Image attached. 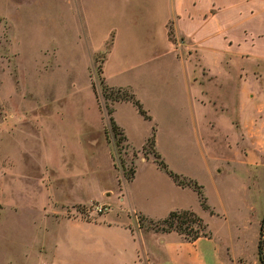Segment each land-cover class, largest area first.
<instances>
[{"label": "rangeland", "instance_id": "1", "mask_svg": "<svg viewBox=\"0 0 264 264\" xmlns=\"http://www.w3.org/2000/svg\"><path fill=\"white\" fill-rule=\"evenodd\" d=\"M110 7V0H0V131L4 125L0 166L10 167L7 172L12 174L0 176V264H41L43 256L39 254L44 253L45 243L64 236L65 221L58 226L53 220L79 217L69 212L70 207L52 209L45 201L36 203L44 197L37 185L45 188L46 181L42 183L40 177L46 163H53L63 174L79 175L77 181L84 180L87 194L99 191L115 179L110 152L115 171L126 178L131 175L136 158L154 157L152 146L145 142L152 132L155 149L169 168L193 173L203 185L208 203L222 210L224 201L229 207V221L203 213L208 227L219 236H225L228 227L234 231L235 224L244 216V184L256 175V186L252 185L246 196L254 199L255 204L251 233H247L245 242L235 240L244 254L236 262L264 264L258 251L259 232L255 248L253 228L259 213L264 215V165L232 169L223 160L228 155L226 123L221 122L219 128L208 123L206 119L211 114L207 110L205 120L195 123L190 101L196 93L190 78L193 60L183 61L170 53L156 58L104 54L112 31ZM109 30L107 42L97 49ZM118 31L120 41L124 42L119 47L143 48L140 42L148 36V29ZM113 84H122L136 94L151 119L139 113L131 101L116 104L117 101L106 97L110 91L105 85ZM114 106L115 111L109 113ZM109 115L115 116L129 141L139 148H133L125 139L117 142L118 134L110 127ZM2 139L6 142L5 150ZM260 142L264 143V139ZM257 156L264 159V150ZM68 161L72 166L69 170L65 168ZM216 165L221 170L213 172L214 182L208 169ZM21 172L23 177H17ZM72 173L68 179L54 174L55 191L62 194L69 190L65 186L74 182ZM157 175L140 166L137 182L151 194L149 201L139 200L156 214L154 220L166 216L162 210L165 194L155 184L162 179ZM146 176L152 184H145ZM186 200L192 209L204 212L195 190L187 194ZM92 203L95 201L73 207L86 208ZM101 214L92 212L79 218L93 220ZM133 217L143 231L154 232V225L141 220L138 213ZM88 231L83 230V240L91 235ZM76 259V254L60 252L52 264H71Z\"/></svg>", "mask_w": 264, "mask_h": 264}, {"label": "crops", "instance_id": "2", "mask_svg": "<svg viewBox=\"0 0 264 264\" xmlns=\"http://www.w3.org/2000/svg\"><path fill=\"white\" fill-rule=\"evenodd\" d=\"M110 5L111 35L109 30L97 49L103 47L110 35L107 56L117 52L131 54L135 58H156L170 53L183 61L193 60L190 78L196 93L190 96V101L195 123L204 121L207 111L212 115L206 119L208 123L217 124L216 128L221 122L226 123L229 133H225L224 137L228 155L223 160L232 169L235 166L249 169L264 165V159L257 156L259 151L264 150V143L260 142L264 139V0H110ZM120 28L148 29V36L140 42L143 48L119 47V43H124L120 41ZM120 101L129 100H119L116 104ZM147 113L151 116L148 110ZM117 124L123 129L129 145L139 148L132 145L124 128ZM2 128L4 125L1 126V137L4 136ZM3 139L5 150L6 142ZM110 158L114 181L88 194L84 180L78 182L79 175L72 172L63 174L51 162L44 165L45 173L40 181H46L45 188L37 185L43 190L44 197L36 203L43 204L45 201L52 209L55 206L64 209L95 201L106 203L109 210L93 220L72 216L60 220L51 218L58 226L59 222L65 221V232L61 240L53 239L51 244L45 243L44 253L39 254L43 256L41 264H52L60 252L77 255L78 259L71 264H237L236 261L243 259L244 254L235 240L245 242L247 233H251L255 204L254 199H246V196L251 186H256V175L249 184H244V191H247L242 200L244 216L235 224L236 229L233 231L228 227L225 236H219L205 221L210 235H201L190 241L175 230L147 233L133 214H142L151 219L156 215L140 204L139 198L142 201L151 198L149 190L142 188L141 182L137 184L140 166L153 170L162 179L155 184L165 194L162 210L166 215L173 209H192L186 196L194 189L174 181L157 165L153 156L136 158L131 178L115 171L111 152ZM71 167L70 161L65 162L67 170ZM10 170V167L1 165L0 176L12 175L7 172ZM172 170L198 180L191 172L176 168ZM208 170L209 176L216 182L213 172L221 168L216 165ZM55 173L61 175V179H68L72 173L74 182L68 183L65 188L68 186L69 190L62 194L53 187ZM16 176L22 178V172ZM146 177L145 184H152V179ZM111 194L113 198L109 197ZM208 204L209 208L201 206L204 212L196 211L204 220L203 213L207 212L230 220L229 207L225 206L224 201L222 210ZM262 215L263 212L259 213L253 225L255 248ZM83 230L91 231H88L91 235L86 240H83ZM107 235H110L109 238Z\"/></svg>", "mask_w": 264, "mask_h": 264}, {"label": "trees", "instance_id": "3", "mask_svg": "<svg viewBox=\"0 0 264 264\" xmlns=\"http://www.w3.org/2000/svg\"><path fill=\"white\" fill-rule=\"evenodd\" d=\"M111 44V38L107 42V45L104 49V54L109 50ZM103 54V55H104ZM105 89H109L110 93H106L105 96L111 98L113 101L119 100H129L131 101L137 108L138 112L141 113L145 118H151V116L147 113V110L144 108L141 100L134 94L131 90L124 88L123 86H108L105 85ZM109 113L112 112V109L108 110ZM108 121L110 127L115 135L118 134L117 142L125 139L126 136L123 132V129L117 124L114 117L112 115L108 116ZM154 131V127L152 128ZM146 142L150 144L153 148L154 160L157 165L165 170L173 179L180 185H189L191 186L199 195L200 204L204 208H208L209 204L207 202V198L203 192V185L199 183L197 180L182 175L178 172L173 171L167 165V163L161 157V154L155 149V132H152L151 135L147 138ZM134 172V167L131 169V175L128 178H131ZM139 218L141 220L146 219L154 230L160 231H170L176 230L178 233L182 234L185 238L190 241L195 240L197 237L201 235L209 236V230L207 229V223L204 219L193 209L184 208V209H173L170 210L167 215L160 219H151L142 214H139ZM264 228V215L261 218L260 229H259V240H258V251L260 254V258L262 262H264V257L261 255V235L263 233Z\"/></svg>", "mask_w": 264, "mask_h": 264}, {"label": "built area", "instance_id": "4", "mask_svg": "<svg viewBox=\"0 0 264 264\" xmlns=\"http://www.w3.org/2000/svg\"><path fill=\"white\" fill-rule=\"evenodd\" d=\"M109 210V206L106 203L95 202L92 203L89 207H73L70 208L69 212L75 214L79 217H83L89 213H105ZM261 255L264 257V228L263 233L261 235Z\"/></svg>", "mask_w": 264, "mask_h": 264}]
</instances>
